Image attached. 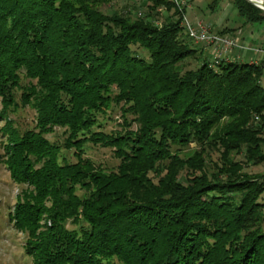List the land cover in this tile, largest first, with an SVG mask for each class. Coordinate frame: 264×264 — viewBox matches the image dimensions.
<instances>
[{
  "label": "trees",
  "instance_id": "1",
  "mask_svg": "<svg viewBox=\"0 0 264 264\" xmlns=\"http://www.w3.org/2000/svg\"><path fill=\"white\" fill-rule=\"evenodd\" d=\"M111 1L0 0V163L19 189L6 218L22 253L264 264V173L243 171L264 162V64L203 58L173 0H145L135 16L102 11ZM230 6L264 20L245 0ZM112 105L120 126L104 131ZM24 106L33 124L19 129L10 114ZM54 128L60 141L45 136ZM86 144L109 148L115 166Z\"/></svg>",
  "mask_w": 264,
  "mask_h": 264
},
{
  "label": "rangeland",
  "instance_id": "2",
  "mask_svg": "<svg viewBox=\"0 0 264 264\" xmlns=\"http://www.w3.org/2000/svg\"><path fill=\"white\" fill-rule=\"evenodd\" d=\"M212 1L213 0H201L198 4V6H200V4L203 6L200 7L203 9L204 15L213 17L220 14L222 11H225L226 14L222 20H224L226 25L230 24L232 26H236L237 22L241 23V19L236 15L234 9L230 6V0H216L214 3H212ZM209 2L211 6L214 5L213 11H209L207 8L206 4ZM145 5H147L145 0H113L110 3L103 5L101 10L106 13H111L115 10L117 12L129 14L130 16H135L138 12L143 14L146 11ZM182 5L184 6V4ZM184 16L188 21H190L188 8H184ZM157 17L158 21H160L163 16L158 15ZM228 36L233 38L235 35ZM233 39L236 41L235 37ZM186 66L194 67L195 61L193 59H187ZM262 72L264 73V68L262 69ZM107 115L108 117L103 120L102 129L104 131L118 129L120 126V118L118 117L119 112L117 106L112 105L111 110ZM10 117L14 120L15 125L18 126L19 129L30 128L33 124L34 112L28 106L19 107L14 113L10 114ZM1 124L2 122H0V125ZM45 136L49 140L60 141L62 138L61 129L54 128L52 132L46 134ZM192 147H194V144L190 143L189 148ZM84 149V155L96 164L111 168L117 163L109 148L86 144ZM69 158L72 160L71 157ZM211 158L214 160L215 154H212ZM235 158L236 160H242L241 155H237ZM243 171L248 173H264V162L255 165H244ZM18 191V187L11 182L7 171L0 163V264H31L30 259L22 253L21 244L23 242V235L12 229L6 218V213L13 204L15 195ZM261 197L264 198V192Z\"/></svg>",
  "mask_w": 264,
  "mask_h": 264
},
{
  "label": "crops",
  "instance_id": "3",
  "mask_svg": "<svg viewBox=\"0 0 264 264\" xmlns=\"http://www.w3.org/2000/svg\"><path fill=\"white\" fill-rule=\"evenodd\" d=\"M200 2L201 0H184V8H188V15L191 23L202 21L209 24L211 28L217 32L222 31V34L225 35H235L234 37L237 41V47H234L227 52V60L264 64V20L252 24L244 23L241 20V23L237 22L236 26L230 24L226 25L224 20H222L226 14L225 11H222L220 14L213 17L204 15V11L200 7L202 5L200 4V6H198ZM206 5L209 11H213L214 5L211 6L210 2ZM193 46L201 51L203 58L209 61L214 59V53L208 45L204 43H193ZM259 83L264 88L263 72H261Z\"/></svg>",
  "mask_w": 264,
  "mask_h": 264
},
{
  "label": "built area",
  "instance_id": "4",
  "mask_svg": "<svg viewBox=\"0 0 264 264\" xmlns=\"http://www.w3.org/2000/svg\"><path fill=\"white\" fill-rule=\"evenodd\" d=\"M177 6H182L184 0H173ZM180 25L184 28L187 37L194 43H204L208 45L214 53L213 62L227 59V52L233 47H237L236 41L228 35L220 34L207 23L196 21L191 23L183 15ZM245 49V48H244Z\"/></svg>",
  "mask_w": 264,
  "mask_h": 264
},
{
  "label": "water",
  "instance_id": "5",
  "mask_svg": "<svg viewBox=\"0 0 264 264\" xmlns=\"http://www.w3.org/2000/svg\"><path fill=\"white\" fill-rule=\"evenodd\" d=\"M246 2L250 3L254 7L260 9L264 12V1L263 0H245Z\"/></svg>",
  "mask_w": 264,
  "mask_h": 264
}]
</instances>
